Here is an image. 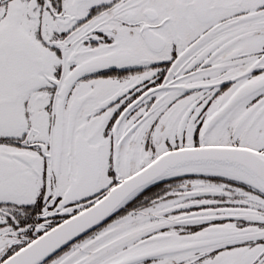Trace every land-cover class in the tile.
Here are the masks:
<instances>
[{
    "label": "snow or ice",
    "instance_id": "snow-or-ice-1",
    "mask_svg": "<svg viewBox=\"0 0 264 264\" xmlns=\"http://www.w3.org/2000/svg\"><path fill=\"white\" fill-rule=\"evenodd\" d=\"M0 264H264V0H0Z\"/></svg>",
    "mask_w": 264,
    "mask_h": 264
}]
</instances>
